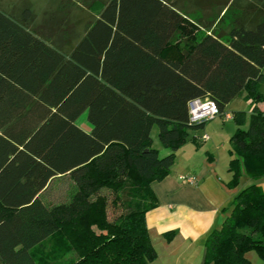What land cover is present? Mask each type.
I'll list each match as a JSON object with an SVG mask.
<instances>
[{"label":"trees","instance_id":"trees-1","mask_svg":"<svg viewBox=\"0 0 264 264\" xmlns=\"http://www.w3.org/2000/svg\"><path fill=\"white\" fill-rule=\"evenodd\" d=\"M235 4L106 0L78 42L66 35L61 46L33 26L30 7L21 19L0 7V264H39L32 250L53 236L61 264H151L153 182L170 174L190 129L208 122L190 121V101L213 99L225 116L239 96L252 112L247 127L245 111L233 114L229 186L242 165L252 182L209 234L205 262L255 264L250 251L264 260V18L248 5L226 32L192 36L183 60L164 54L189 6L215 8L210 27ZM85 112L90 131L77 122ZM59 175L74 191L51 206L42 192Z\"/></svg>","mask_w":264,"mask_h":264},{"label":"crops","instance_id":"crops-1","mask_svg":"<svg viewBox=\"0 0 264 264\" xmlns=\"http://www.w3.org/2000/svg\"><path fill=\"white\" fill-rule=\"evenodd\" d=\"M225 12L226 10H223L221 15ZM212 18V14L201 11L195 13L189 6L185 12L183 26L174 39L173 45L164 52L166 57L183 60L185 50L190 48L189 43L192 36L200 38L204 34H211L214 30L216 33L226 32L229 24L235 19L229 16L220 23V19H217L209 27ZM237 100H245L248 110L236 107ZM230 106L232 114L245 111L247 113L246 123H249L252 112L250 100L239 96L229 103L228 107ZM83 115H86L87 125L79 123ZM77 122L85 130H91L86 112L78 118ZM206 124L197 130L204 129ZM236 125L237 130L238 124ZM245 127H247L246 124ZM152 134L154 144L161 154L162 149L156 143L160 141L157 126L154 127ZM204 134L194 136L198 141L194 139L187 141L177 151L176 162L170 174L163 180L153 182L159 206L147 213V224L158 257L151 264H214L205 262L208 236L213 229L222 224L230 213L235 197L252 182L242 165L243 176L240 183L235 187L229 186L233 178V173L230 171L231 139L230 147L224 148L226 153H222L215 142L205 144L206 140L202 138ZM220 159L227 160L225 170L220 167L218 162ZM182 175H193L197 177V182L188 183L181 178ZM259 185L264 189V178L259 180ZM166 233H171L170 237L169 234L167 237ZM250 252L247 257L252 262L264 264V260L257 253Z\"/></svg>","mask_w":264,"mask_h":264},{"label":"rangeland","instance_id":"rangeland-1","mask_svg":"<svg viewBox=\"0 0 264 264\" xmlns=\"http://www.w3.org/2000/svg\"><path fill=\"white\" fill-rule=\"evenodd\" d=\"M106 0H0V7L7 12L12 13L17 18L21 19L23 10L30 7L34 12V19L32 24L34 27L41 28L42 34L50 41H55L58 46L63 45L64 37L68 35L74 43L84 35L90 20L95 17V10L101 8L102 3ZM256 1L257 5L253 2ZM252 4V5H251ZM239 5V6H237ZM250 6V14L255 15L260 13L264 18V0H236V4L229 10L227 17H233L234 14L241 15ZM245 9V10H244ZM195 13L198 11L206 12L209 15L213 14L215 8H192ZM253 11V12H252ZM65 26L70 28L69 33H65ZM65 44V43H64ZM65 44V49H68ZM261 92L264 94V82L260 86ZM234 106V104H233ZM236 107L245 108L248 106L245 100H237ZM264 107V104L262 105ZM232 107H228L227 112L231 111ZM81 125H87L86 115H83L79 120ZM248 126V122L246 123ZM236 121L233 118H225L219 115L216 118L209 120L204 129L191 128L190 137L188 141H193V137L203 133L208 134L210 139L206 143L215 142V145L224 152V148L230 147V139L236 131ZM157 145L161 147V156L167 155L170 150L164 148L160 141H156ZM226 153V152H224ZM204 156V154H203ZM219 156V155H218ZM220 167L225 170L227 160L220 159ZM74 191V182L69 175L56 176L48 187L42 192V199L51 206H54L62 201L70 198ZM117 213V211H115ZM111 211V216L114 215ZM116 215V214H115ZM60 240L57 236H53L44 242L43 245L35 247L32 250L39 264H61L63 261ZM257 253L256 251H251ZM250 252V253H251ZM248 254V253H247ZM255 255V254H254Z\"/></svg>","mask_w":264,"mask_h":264},{"label":"built area","instance_id":"built-area-1","mask_svg":"<svg viewBox=\"0 0 264 264\" xmlns=\"http://www.w3.org/2000/svg\"><path fill=\"white\" fill-rule=\"evenodd\" d=\"M189 114H190V121L192 123H199L204 121H209L217 116L221 115L220 108L216 101L213 99H201L196 98L190 101L189 103ZM225 118H233V114L228 112L225 114ZM203 140L209 139L208 134H204L202 136ZM181 178L188 183H196L197 177L193 175H182Z\"/></svg>","mask_w":264,"mask_h":264}]
</instances>
